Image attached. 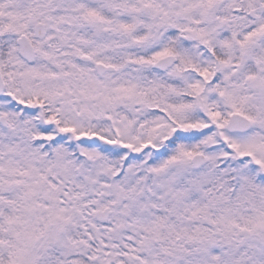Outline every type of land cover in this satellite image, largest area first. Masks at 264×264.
<instances>
[{
    "label": "snow or ice",
    "instance_id": "snow-or-ice-1",
    "mask_svg": "<svg viewBox=\"0 0 264 264\" xmlns=\"http://www.w3.org/2000/svg\"><path fill=\"white\" fill-rule=\"evenodd\" d=\"M0 264H264V0H0Z\"/></svg>",
    "mask_w": 264,
    "mask_h": 264
}]
</instances>
